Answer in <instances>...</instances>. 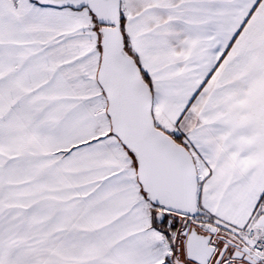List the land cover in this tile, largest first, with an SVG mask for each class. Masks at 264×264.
I'll use <instances>...</instances> for the list:
<instances>
[{"label": "snow or ice", "instance_id": "6c2138e0", "mask_svg": "<svg viewBox=\"0 0 264 264\" xmlns=\"http://www.w3.org/2000/svg\"><path fill=\"white\" fill-rule=\"evenodd\" d=\"M0 264H264V0H0Z\"/></svg>", "mask_w": 264, "mask_h": 264}]
</instances>
